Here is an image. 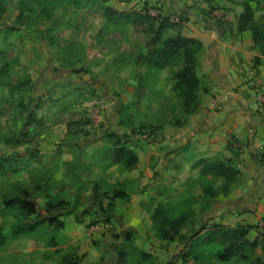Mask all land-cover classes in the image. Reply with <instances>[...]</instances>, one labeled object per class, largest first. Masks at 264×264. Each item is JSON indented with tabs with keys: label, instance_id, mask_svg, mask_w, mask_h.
<instances>
[{
	"label": "rangeland",
	"instance_id": "1",
	"mask_svg": "<svg viewBox=\"0 0 264 264\" xmlns=\"http://www.w3.org/2000/svg\"><path fill=\"white\" fill-rule=\"evenodd\" d=\"M0 2L6 9L0 15V163L10 161L0 169L4 236L0 264H59L67 253L88 254V264H114L116 251L123 246L151 257L140 263L134 250L130 264H249L258 256L263 259L259 248L247 260L237 256L220 261L218 243L187 247L203 225L212 223L200 215L204 199L198 197L200 205L193 202L189 185L222 184L219 178L201 173L200 166L193 167L200 159L195 152L163 160L172 171L165 176L148 173L147 182V174L133 173V168L153 170L160 165L159 156L147 159L145 151L139 152V160L131 166L125 160L114 161L116 145L134 152L136 147L160 143L161 129H177L176 121L184 123L188 117L183 93L172 88L181 58L158 69L147 68L140 58L152 48L157 22L142 10L123 11L128 17L118 19V11H106L103 0ZM155 5L170 23L161 38L182 35L187 18L167 14L160 0L151 4ZM198 60L196 111L210 94L212 76L199 55ZM211 97L208 102L213 105L215 97ZM151 129L157 130L151 138L136 137ZM117 190L131 195L110 198ZM94 194L102 207L94 204ZM15 197L33 201L37 213L26 215L19 204H5ZM181 201L191 202L181 205L185 211L199 215L180 230L184 237L158 239L152 227L154 208L161 205L172 213ZM47 204L53 208L47 210ZM74 223L83 226L71 229ZM31 224L36 225L27 228ZM96 226L102 230L94 239L88 229Z\"/></svg>",
	"mask_w": 264,
	"mask_h": 264
},
{
	"label": "crops",
	"instance_id": "2",
	"mask_svg": "<svg viewBox=\"0 0 264 264\" xmlns=\"http://www.w3.org/2000/svg\"><path fill=\"white\" fill-rule=\"evenodd\" d=\"M156 1L103 0V4L120 12H133L141 10L145 2L150 6ZM239 1L160 0L167 14L181 13L187 18L182 35L201 41L199 59L204 69L212 73L210 94L177 129H161L162 142L134 149L138 160L139 152L144 151L147 159L150 155L159 156V167H134L132 172L146 173L145 182L154 171L165 176L172 167L162 161L185 151L195 152L199 158L235 160L232 165L240 172L237 186L227 195L217 196L203 215L224 225H251L247 237L253 239L264 227V101L260 100L261 95L264 97V54L254 45L250 31H238L237 18L242 12ZM254 16L264 24V0H258ZM209 97H215L216 103L208 102ZM166 152H170L169 157H165ZM125 191L128 198L131 193ZM74 225L83 226L74 223L69 227L74 229ZM100 230L98 226L88 229L94 239ZM77 256L81 264L89 263L88 254Z\"/></svg>",
	"mask_w": 264,
	"mask_h": 264
},
{
	"label": "trees",
	"instance_id": "3",
	"mask_svg": "<svg viewBox=\"0 0 264 264\" xmlns=\"http://www.w3.org/2000/svg\"><path fill=\"white\" fill-rule=\"evenodd\" d=\"M239 4L242 8V12L237 18L238 31L248 30L252 34V40L254 45L259 46L261 54H264V24L261 18H255L254 11L258 4V0H240ZM5 6L0 2V15L5 11ZM106 11H113V9L105 7ZM141 14L144 16L152 18L153 21L158 23V27L154 30V36L151 38L150 43L152 48L148 50L140 58L147 68H162L167 65L172 60L181 58L182 66L180 69L175 71L172 75V88L174 91H181L183 93L184 113L190 115L196 111L198 107V102L196 99L195 91L199 88V77L198 69L200 68V63L198 60V55L202 47V43L197 38L183 36L181 34H176L169 36L168 38L162 39L161 33L167 27L170 26L168 22V17L159 13L156 16L147 13V6H144ZM118 14V19H126L127 14L120 11L116 12ZM206 91V89H203ZM194 102V103H193ZM191 103H193L191 105ZM177 125H181L179 121H176ZM152 130V131H151ZM147 131L148 133L156 132L157 130L151 129ZM145 131H142V133ZM262 158H264V153L262 152ZM125 160V162L131 166L136 161L138 157L134 152L128 151L125 147L116 145L114 161L120 162ZM4 163H0V169L6 167L5 164L10 163L9 159H4ZM201 167V173L210 175L213 178H219L222 181L220 187H214L210 183L199 184L198 181L192 182L189 185L192 193L191 198L193 202L201 204L198 200L199 198L204 199L201 207L199 208L200 215L208 212L214 202V199L219 195H227L231 191V183L239 178V170L235 168L230 160H210L206 158H200L193 167ZM16 169H11V172H16ZM95 192V190H94ZM127 193L123 190L115 191L110 198H126ZM19 204L22 211L26 215H31L37 213L36 204L30 199H22L20 197H15L5 201L7 206H13ZM185 203H191L186 201H181L177 209L174 208V212L170 213V208L162 207L158 205L154 208L152 213V227L154 229L155 236L160 240L171 241L174 238H182V233L180 230L183 227H189L193 222L196 215L189 214L183 209L181 205ZM94 204L98 207H102L99 197L94 194ZM57 205V204H56ZM53 206L47 204V210L52 209ZM48 222H53V218H46ZM107 224L106 222H104ZM36 224H31L27 228H33ZM253 228L251 225H235L229 226L224 225L219 222H212L210 225H203L198 233L190 239L187 247H192V249L208 244V243H218L220 249L216 252V257L220 261H228L232 257H239L241 259H248V255L251 251L259 248L263 259L261 257H256L249 264H264V227L261 229L260 233L253 239L247 237L249 231ZM24 229V228H22ZM129 233L126 235L127 241L130 240ZM4 239L0 231V243ZM136 250L139 254L140 263L147 262L150 259L149 253L141 251L131 246L128 249L121 247L116 251V259L114 264H130L129 255L130 252ZM189 250V249H188ZM190 251V250H189ZM185 254H188L186 252ZM79 257L73 254H65L59 264H79ZM150 264V263H148Z\"/></svg>",
	"mask_w": 264,
	"mask_h": 264
},
{
	"label": "built area",
	"instance_id": "4",
	"mask_svg": "<svg viewBox=\"0 0 264 264\" xmlns=\"http://www.w3.org/2000/svg\"><path fill=\"white\" fill-rule=\"evenodd\" d=\"M147 13L153 16L158 15L159 13H162V8L159 5H155V6H147ZM260 100L264 101V97H262V95L260 96ZM216 103V101H214V104ZM154 133H148V132H143L141 133V135L137 134L136 137H143L145 140L151 138ZM95 227H91V230H93ZM102 228H105V226L103 225Z\"/></svg>",
	"mask_w": 264,
	"mask_h": 264
}]
</instances>
